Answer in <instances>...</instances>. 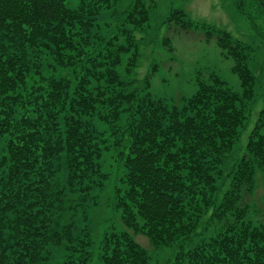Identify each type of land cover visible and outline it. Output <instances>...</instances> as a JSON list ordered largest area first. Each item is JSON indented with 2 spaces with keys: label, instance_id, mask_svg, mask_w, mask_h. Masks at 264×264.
<instances>
[{
  "label": "trees",
  "instance_id": "1",
  "mask_svg": "<svg viewBox=\"0 0 264 264\" xmlns=\"http://www.w3.org/2000/svg\"><path fill=\"white\" fill-rule=\"evenodd\" d=\"M121 1L79 0L72 10L68 0H0V139H7V160L0 162V169L6 166L0 174V264H45L51 247L65 240L77 242L69 248L74 264L90 263L89 244L73 238L72 224L53 226L64 204L54 163L65 155L70 193L86 197L102 187L109 175L99 166L106 142L90 119L114 122L123 104L124 173L114 190L121 228L104 235L100 264H149L150 252L137 236L153 251L173 248L172 264H264V220L257 226L248 221L246 200L256 171L264 175L263 114L223 195L221 171L214 174L247 126L255 81L247 66L250 48L225 30L203 26L207 40L214 37L233 61L241 92L211 74L198 78L180 110H169L149 94L120 91L117 68L149 20L146 0H134L128 9H120ZM256 1L264 10V1ZM102 11L117 25L90 43ZM167 21L193 28L181 10H172ZM43 64L71 68L76 86L47 76ZM201 223L205 234L197 235Z\"/></svg>",
  "mask_w": 264,
  "mask_h": 264
},
{
  "label": "rangeland",
  "instance_id": "2",
  "mask_svg": "<svg viewBox=\"0 0 264 264\" xmlns=\"http://www.w3.org/2000/svg\"><path fill=\"white\" fill-rule=\"evenodd\" d=\"M133 2L134 0H122L119 7L128 9ZM78 3L79 0H68L67 7L75 10ZM145 5L149 7V20L135 32L133 49L122 57L117 68L123 84L120 91L123 93L137 92L141 97L149 94L151 100L161 101L169 110H180L195 93L198 78L211 74H216L233 92L240 93V81L231 70L233 61L222 54L214 37L207 40L205 28L225 30L250 48L247 66L255 81L247 126L231 153L214 171V174L221 171L217 185L221 193L219 195H223L228 189L230 171L243 156L249 131L262 114L264 120V10L256 0H146ZM172 10L183 11L186 20L193 23V28L182 30L169 23L167 20ZM116 25L110 12L102 11L90 29V43L97 44L98 38L108 37ZM167 39L169 42L164 44ZM128 63L131 66L127 69ZM41 71L56 80L67 81L72 88L77 84L71 68H59L55 65L46 68L43 64ZM123 108H126L125 104L119 108L118 118L114 122H100L96 117L90 119L96 135H100L106 142L103 146L106 150H102L99 166L103 173L109 175L102 187H93L86 197L76 190L70 193L67 188L65 155L54 163L57 172L53 180L60 184L64 204L63 212L54 214L53 226L60 228L72 224L73 238L77 241L83 239L89 244V264H100L104 235L112 229L121 228L120 214L115 209L114 190L120 185L119 178L124 173L121 155L126 146L124 129L127 114L122 112ZM6 140L0 139V162L4 157L7 160ZM5 172L6 166L0 169L1 175ZM252 191L253 195L246 199L249 205L247 219L257 226L264 220V175L259 170L254 176ZM84 197L86 199L82 202ZM221 224L216 228H220ZM205 227V223H201L197 235H201L203 231L205 234ZM212 228H209V232ZM136 241L150 252L149 264H172L174 261L173 248L153 251L144 237L137 236ZM76 243L65 240L61 245L51 247L50 259L45 264L76 263L73 260L75 254L69 250Z\"/></svg>",
  "mask_w": 264,
  "mask_h": 264
}]
</instances>
